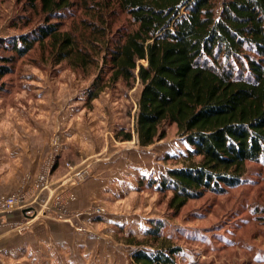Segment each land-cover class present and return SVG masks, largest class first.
I'll return each instance as SVG.
<instances>
[{"label": "rangeland", "instance_id": "1", "mask_svg": "<svg viewBox=\"0 0 264 264\" xmlns=\"http://www.w3.org/2000/svg\"><path fill=\"white\" fill-rule=\"evenodd\" d=\"M30 2L0 0V45L45 22ZM72 11L83 15L79 6ZM71 15L50 22L68 28ZM41 49L0 51L15 59L0 83V169L14 177L0 198H18L0 212L22 211L2 224L13 229L9 264H136L137 246L126 237L144 238L153 220L182 247L177 264H264V162L248 163L243 184L207 191L176 211L173 192L150 181L176 165L168 156L190 146L176 125L149 146L118 139L121 127L135 131L141 84L118 82L90 100L95 69L54 63Z\"/></svg>", "mask_w": 264, "mask_h": 264}, {"label": "trees", "instance_id": "2", "mask_svg": "<svg viewBox=\"0 0 264 264\" xmlns=\"http://www.w3.org/2000/svg\"><path fill=\"white\" fill-rule=\"evenodd\" d=\"M45 22L0 45L25 55L38 44L44 59L75 70L95 69L90 100L123 82L141 84L135 131L122 141L149 146L167 137V126L190 145L168 156L176 165L151 178L171 190L178 211L191 198L245 181L249 162H264V0H31ZM75 6L83 15L72 11ZM76 12V13H75ZM68 28L62 21L69 14ZM122 13L127 19L121 20ZM118 21L120 24H117ZM2 42V41H1ZM46 57V58H45ZM0 54V83L11 73ZM3 89V85L0 86ZM137 246L136 264H177L182 247L153 220Z\"/></svg>", "mask_w": 264, "mask_h": 264}, {"label": "crops", "instance_id": "3", "mask_svg": "<svg viewBox=\"0 0 264 264\" xmlns=\"http://www.w3.org/2000/svg\"><path fill=\"white\" fill-rule=\"evenodd\" d=\"M10 170H2L0 169V194L5 192H11L13 191V182H10V184H7L6 181H11L14 179V177L11 176ZM2 179L3 182H2ZM4 183V185H2ZM22 211L20 210H13L11 212H0V264H9L6 260L7 258V252L10 250V246H12L14 239L13 234L11 232L13 229H10L8 225H2V224H9V222H12L15 219H18L20 217ZM19 241V238L16 242ZM20 243V242H19Z\"/></svg>", "mask_w": 264, "mask_h": 264}, {"label": "built area", "instance_id": "4", "mask_svg": "<svg viewBox=\"0 0 264 264\" xmlns=\"http://www.w3.org/2000/svg\"><path fill=\"white\" fill-rule=\"evenodd\" d=\"M17 199L14 195H4L0 198V206L4 210H10L15 204H17Z\"/></svg>", "mask_w": 264, "mask_h": 264}]
</instances>
